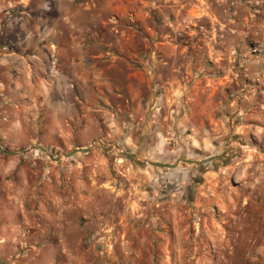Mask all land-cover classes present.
Segmentation results:
<instances>
[{"label":"rangeland","instance_id":"374dc122","mask_svg":"<svg viewBox=\"0 0 264 264\" xmlns=\"http://www.w3.org/2000/svg\"><path fill=\"white\" fill-rule=\"evenodd\" d=\"M0 264H264V0H0Z\"/></svg>","mask_w":264,"mask_h":264},{"label":"crops","instance_id":"0c3cea01","mask_svg":"<svg viewBox=\"0 0 264 264\" xmlns=\"http://www.w3.org/2000/svg\"><path fill=\"white\" fill-rule=\"evenodd\" d=\"M151 109H153V107H151ZM158 111H159V109H155V111H152V112H149V111L147 112L146 110H143L140 113H138L137 111H134V112L132 111L131 113H129V116L134 119V121H132L134 124L132 123L130 128L132 130H134V129H137V127H138V129H139V126H145V124H147V126H145L144 131L146 130L149 133H153L155 131L156 133L160 134L159 132L162 131V128H164V125L168 128L173 126V125H169L168 123L163 124L161 121H159L160 113H158ZM171 116L172 115L167 114L165 116V118L170 117L172 119ZM185 118H186V116L180 115L176 119L175 124L178 127H180L179 129L184 127ZM172 124H174V123L172 122ZM179 132H180V130H179ZM180 133H181V135L179 134L180 140L178 142L179 143H182V142L185 143L184 140H186L187 138L182 136V132H180ZM191 135H192V133H191ZM189 138H191L195 143H197V140H194V137L189 135ZM187 141L190 142V140H187ZM202 144L206 146V144L204 142H202ZM191 147H197V146H191ZM181 148H182V145H181Z\"/></svg>","mask_w":264,"mask_h":264},{"label":"water","instance_id":"95a60500","mask_svg":"<svg viewBox=\"0 0 264 264\" xmlns=\"http://www.w3.org/2000/svg\"><path fill=\"white\" fill-rule=\"evenodd\" d=\"M80 151H82V152H87L88 151V149L87 148H85V149H82V150H80ZM77 152V150H74V151H72V152H70V153H67L66 154V156H71V155H73L74 153H76ZM208 160H203V161H201V162H195V163H197V164H204V163H206ZM168 167H173V165H169Z\"/></svg>","mask_w":264,"mask_h":264}]
</instances>
